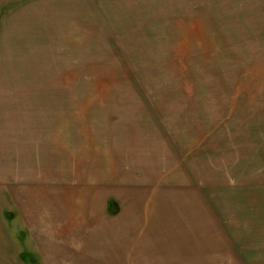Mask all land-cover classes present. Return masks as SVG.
<instances>
[{
    "label": "rangeland",
    "instance_id": "rangeland-1",
    "mask_svg": "<svg viewBox=\"0 0 264 264\" xmlns=\"http://www.w3.org/2000/svg\"><path fill=\"white\" fill-rule=\"evenodd\" d=\"M235 2L135 0L134 26L56 34L53 57L21 41L16 16L0 11V114L48 116L6 124L19 129L7 159L56 188L69 180L77 197L98 179L142 175L146 162L181 172L196 151L213 166L232 242L246 264H264V33L247 16L228 18ZM17 226L0 214V264H36L39 255L18 256L28 244Z\"/></svg>",
    "mask_w": 264,
    "mask_h": 264
},
{
    "label": "crops",
    "instance_id": "crops-1",
    "mask_svg": "<svg viewBox=\"0 0 264 264\" xmlns=\"http://www.w3.org/2000/svg\"><path fill=\"white\" fill-rule=\"evenodd\" d=\"M190 1L196 5L198 0ZM235 1L236 6L227 11L228 18L240 21L247 16L253 20L255 36H262L264 0ZM134 3L135 0H0V11H6L10 19L16 16L21 41L24 36L30 48L53 57L56 34L77 35L75 29L81 28L86 35L88 27L134 26L129 22L136 9ZM164 7L172 10L173 6L166 3ZM175 8L183 9L177 4ZM0 87L6 90L7 86ZM43 119L48 120V116ZM45 120L31 113L15 118L0 114V193L8 199L1 202L0 214L8 223L18 224L13 229L16 235L19 227L22 238L26 237L28 245L18 253L22 262L27 260L26 254L27 258L39 255L36 264H246L241 246L232 242L225 227L222 201L206 173L213 166L208 162L199 164L198 152H191L197 155L195 165L181 172H156L146 162L141 166L142 175L132 171L137 178L127 176L126 171L119 174L120 182L108 184L98 179V186H93L96 190L81 186L85 194L74 197L69 180H62L56 188L50 178H33L32 169L24 174V168L6 157L8 152H15L12 139L19 130L8 129L7 123ZM20 132L28 133L23 127ZM110 200L116 204L115 214L108 212ZM4 234L5 238L11 237L6 224Z\"/></svg>",
    "mask_w": 264,
    "mask_h": 264
},
{
    "label": "trees",
    "instance_id": "trees-1",
    "mask_svg": "<svg viewBox=\"0 0 264 264\" xmlns=\"http://www.w3.org/2000/svg\"><path fill=\"white\" fill-rule=\"evenodd\" d=\"M107 209H108V212L111 214H115L117 212L116 204L112 200L108 202Z\"/></svg>",
    "mask_w": 264,
    "mask_h": 264
}]
</instances>
